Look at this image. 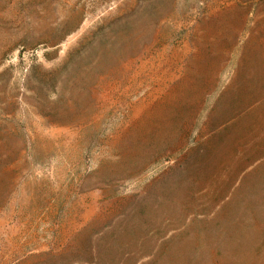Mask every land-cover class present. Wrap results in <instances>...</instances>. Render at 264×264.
<instances>
[{
	"label": "rangeland",
	"instance_id": "rangeland-1",
	"mask_svg": "<svg viewBox=\"0 0 264 264\" xmlns=\"http://www.w3.org/2000/svg\"><path fill=\"white\" fill-rule=\"evenodd\" d=\"M234 31L264 0H0V264H264V166L188 173V62Z\"/></svg>",
	"mask_w": 264,
	"mask_h": 264
},
{
	"label": "crops",
	"instance_id": "crops-1",
	"mask_svg": "<svg viewBox=\"0 0 264 264\" xmlns=\"http://www.w3.org/2000/svg\"><path fill=\"white\" fill-rule=\"evenodd\" d=\"M216 17L211 13L201 19L212 38ZM235 43L234 31L225 47H204L188 62L190 73L180 90L181 108L185 101L190 109L203 104L188 173L217 196L228 195L239 180L264 166V42L247 39L234 59ZM230 61L231 72L221 81Z\"/></svg>",
	"mask_w": 264,
	"mask_h": 264
}]
</instances>
